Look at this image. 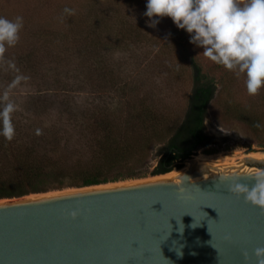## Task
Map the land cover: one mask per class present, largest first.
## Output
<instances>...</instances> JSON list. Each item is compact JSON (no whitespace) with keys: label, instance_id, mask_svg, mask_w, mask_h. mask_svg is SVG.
Segmentation results:
<instances>
[{"label":"trees","instance_id":"16d2710c","mask_svg":"<svg viewBox=\"0 0 264 264\" xmlns=\"http://www.w3.org/2000/svg\"><path fill=\"white\" fill-rule=\"evenodd\" d=\"M49 2L38 0L37 5ZM66 7L75 11L66 13ZM124 7L121 0H59L60 28L43 21L47 15L36 20L38 10L7 14L10 19L22 16L23 28L18 43L0 57V94L18 75L31 82L52 76L57 87L35 90L43 96L40 103L29 112L22 108L12 113L13 139L0 135V198L61 188L66 177L71 179L68 184L93 185L180 169L199 149L215 143L206 129L215 99L264 148V87L257 99L243 102L229 91L234 78L225 81L204 72L189 33L171 17H165L167 28L159 34L146 23L147 17H136ZM41 22L46 26L37 25ZM145 39L154 46V59L161 61L157 68L165 72L164 78L168 74L167 83H184L177 94L183 95L181 105L170 106L159 79L150 89L145 80L133 85L130 72L124 77L115 64L116 51ZM69 69L76 72L75 81L80 72L87 75L85 82L94 84L98 101L78 104L62 97L72 92ZM48 94L57 95L58 105L49 107ZM48 113L50 122L44 118ZM151 158L157 162L148 170Z\"/></svg>","mask_w":264,"mask_h":264},{"label":"water","instance_id":"95a60500","mask_svg":"<svg viewBox=\"0 0 264 264\" xmlns=\"http://www.w3.org/2000/svg\"><path fill=\"white\" fill-rule=\"evenodd\" d=\"M240 160L192 155L174 175L0 202V264H256L264 209L227 186L253 184L264 157Z\"/></svg>","mask_w":264,"mask_h":264},{"label":"rangeland","instance_id":"374dc122","mask_svg":"<svg viewBox=\"0 0 264 264\" xmlns=\"http://www.w3.org/2000/svg\"><path fill=\"white\" fill-rule=\"evenodd\" d=\"M37 1L38 0H0V15L7 16L10 11L14 10H38L39 12L35 16L36 20H39L42 16L47 15V19H44L43 21L46 22L49 19V23L51 22L53 25H55V27L60 28L63 23H60L62 21V16L61 12H59V9H57V1L59 0H49L50 2L45 5H37ZM121 2L125 4L124 9H128L131 13H133L134 16L137 17L138 15L146 19L147 16L144 15V12L146 11V0H121ZM165 17L167 16L162 17L159 23L155 26V32H158L160 34L161 32L165 31V29L167 28L166 24H162V22L165 23ZM149 19L150 18L147 17V20ZM45 22L38 23L37 25H41L42 27H44L46 26V24H44ZM127 47L128 49L125 51H116L114 57V62L118 65V69L123 71L122 75L124 76L125 74H127V72H130L129 79L132 81L133 85H136L137 82H139L140 84L141 80H145V82L147 83V89L151 88V84H156L155 78L157 80L159 79V81H161L162 87L161 94L169 102L170 106L177 107L178 105H181L184 101L183 95L177 96V94L182 92L181 90L184 86V83L181 82L178 84L177 82H175L176 80L167 83L168 81L166 78L168 77V74L164 78L165 72L162 70L163 72L159 73L161 69H158L157 67L161 64V61L156 60V57L154 59L155 49L152 43H150V40L145 39L143 40V42H133ZM191 47L197 53V57L203 66V70L208 75L225 81L229 77H232L236 80L234 89H229L231 93L233 92V95H236V98H239L243 102L247 103L248 101H253L259 97L262 88L256 95H249L246 90V86L244 83L245 77L243 74L237 76L233 71H230L224 66L211 61L209 58L203 55L202 47H198L193 43H191ZM152 59L154 66H152V64L150 66V61H152ZM66 71H69L67 73H70L72 75L70 81L73 83H69V87L72 92L70 95H63L62 97L70 96V98L72 97L74 101L78 102V104L89 105L94 103V101H98L100 99L99 97H97L100 95L97 91L94 90V84L85 82L87 81V75H84L83 72H80L79 78H76L75 81L73 75H75L76 72L71 69ZM51 77L52 76H50V80H47L49 77H46V79H41V77H39L38 81L40 82L38 84H35L38 82L37 80V82H31L30 80H27L24 82L16 83L14 85L9 84L7 88L5 87V89L9 92V100L16 105V109L23 108L24 111L29 112L28 108H35L34 105L39 104L40 98L43 97L41 96V94H37L35 90L40 88H43L44 90L47 88L57 87L56 83L52 80ZM82 78L84 79L82 80ZM107 88L110 91V88ZM113 89L111 90V92H113ZM104 93L106 95L107 91H105ZM164 94H167V96H164ZM56 96L57 95L52 94L47 95V97L49 98H47V100L50 103L49 107L58 105V98H56ZM108 101L110 103L113 102V100L111 99H108ZM223 109L217 99H215L210 104L209 117L206 121V129L210 135H213L215 143L202 147L194 155L196 157L201 156L206 160L219 162L218 164H230L229 162L239 161L241 158L248 156V154L250 153H264V148L253 141L252 135L247 126L229 113H225ZM44 118L46 119V122H50L52 121L51 119H53L51 114L46 115ZM210 149H213V151L210 152ZM252 157L260 158L264 156L254 155ZM156 162L157 158L149 159L146 162L148 170L152 169L156 165ZM172 171H174L175 174L178 169H173ZM163 176H168V174H148L145 177L109 181L106 183L93 185L68 184L70 183L71 179L69 177H66L64 179V182H66L67 184L61 188H50L45 191L31 192L22 196L2 197L0 198V202L22 200L37 196L54 195L90 188L112 187Z\"/></svg>","mask_w":264,"mask_h":264},{"label":"clouds","instance_id":"9594fccd","mask_svg":"<svg viewBox=\"0 0 264 264\" xmlns=\"http://www.w3.org/2000/svg\"><path fill=\"white\" fill-rule=\"evenodd\" d=\"M64 11L75 10L66 7ZM144 15L150 18L146 23L152 27L162 17H171L178 28L189 33L191 43L202 47L205 57L237 76L243 74L249 95H256L264 87V0H146ZM22 28V16L10 19L0 15V57L7 47L18 43ZM9 64L15 67L13 61ZM27 79L18 75L13 85ZM15 110L16 105L5 90L0 94V135L9 141L15 135L12 120ZM250 174L254 175L253 184L233 179L227 186L228 191L264 209V168ZM77 214L76 210L70 213L72 217ZM254 255L256 264H264V246L256 247ZM244 257L245 261L250 259L247 252Z\"/></svg>","mask_w":264,"mask_h":264},{"label":"bare ground","instance_id":"6f19581e","mask_svg":"<svg viewBox=\"0 0 264 264\" xmlns=\"http://www.w3.org/2000/svg\"><path fill=\"white\" fill-rule=\"evenodd\" d=\"M249 155H252V156H254V155H261V156H264V153H250V154H248V156ZM257 158V157H256ZM260 158H263V157H260ZM196 159H198L200 162H204V161H210V160H206L205 158H203V157H201V156H197L196 157ZM243 161H241V160H239V161H234V162H229L230 163V165H239V164H241ZM215 165H224V164H218V163H216ZM229 165V164H228ZM166 174H168V175H174V171H171V172H167ZM176 174V173H175Z\"/></svg>","mask_w":264,"mask_h":264}]
</instances>
